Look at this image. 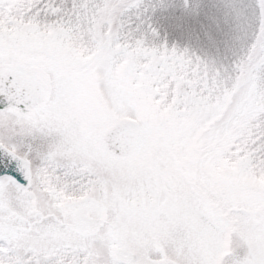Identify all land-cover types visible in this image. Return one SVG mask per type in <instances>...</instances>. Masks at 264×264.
<instances>
[{"label": "snow or ice", "instance_id": "snow-or-ice-1", "mask_svg": "<svg viewBox=\"0 0 264 264\" xmlns=\"http://www.w3.org/2000/svg\"><path fill=\"white\" fill-rule=\"evenodd\" d=\"M0 264H264V0H0Z\"/></svg>", "mask_w": 264, "mask_h": 264}]
</instances>
